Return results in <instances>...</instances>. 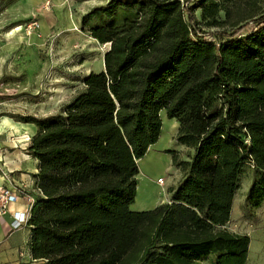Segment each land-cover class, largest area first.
Listing matches in <instances>:
<instances>
[{"label":"trees","instance_id":"1","mask_svg":"<svg viewBox=\"0 0 264 264\" xmlns=\"http://www.w3.org/2000/svg\"><path fill=\"white\" fill-rule=\"evenodd\" d=\"M260 0H110L84 16L109 43L60 112L36 128L28 251L44 264H245L224 228L244 175L264 201V8ZM199 15V16H198ZM206 29H214L206 32ZM178 123L182 177L169 204L132 212L137 162Z\"/></svg>","mask_w":264,"mask_h":264},{"label":"rangeland","instance_id":"2","mask_svg":"<svg viewBox=\"0 0 264 264\" xmlns=\"http://www.w3.org/2000/svg\"><path fill=\"white\" fill-rule=\"evenodd\" d=\"M109 1L0 0V121L8 119L19 128V132H14V128V133L8 129L3 132L7 130L8 135L13 133L15 136L21 134L29 137L28 134L35 133L36 128L20 121L57 115L83 88V81L90 73L103 71V57L110 45L94 39L89 32V23H84L83 18L91 10L107 6ZM259 6L264 8V0H260ZM34 23L36 28L32 25ZM163 119L165 133L171 119L165 115ZM30 139L25 143L29 145ZM163 144L164 141H161L153 149V153L163 150L159 156L154 154V157L150 153L139 165L137 162L135 198L130 210L143 197L141 181L145 168L153 175L151 179L154 184H158L157 179L164 183L159 195L157 189H151L148 194V197L155 196L158 203L168 197L167 189L174 179L179 180L180 174L172 163V155L180 153L178 157L183 160L186 152H180V146L175 142L169 148H162ZM29 162L30 166L35 165L33 159ZM251 183L252 173L249 171L244 175L236 195L231 216L233 223L243 222L238 202L245 201ZM144 202L140 206L144 207ZM259 208L256 215H253L255 209L245 212V216H254L247 225L250 226L248 236L251 241L247 264H264V201ZM211 259L213 256L200 264H210Z\"/></svg>","mask_w":264,"mask_h":264},{"label":"crops","instance_id":"3","mask_svg":"<svg viewBox=\"0 0 264 264\" xmlns=\"http://www.w3.org/2000/svg\"><path fill=\"white\" fill-rule=\"evenodd\" d=\"M164 115L166 116L165 112L162 111L160 113L162 127L158 141L148 148L144 157L138 160V165L141 161H143V159L146 156L150 155V153H152L151 156L154 154L159 156L161 154L163 150L162 151L157 150V153H153L155 151L153 149L156 148L161 141H164L162 148H169V146L173 142L176 143L178 123L175 119H171L170 122H168V125L165 128L166 131L164 133L163 131ZM13 128H14L13 130L14 132L15 130L19 132L18 126L17 125L14 126V123L9 121L8 119L0 121V188L1 187L10 188V189L21 188L25 194L35 198V196H37V192L35 190L34 176L37 173V161L28 153L27 151L28 143H25V142H29V138L34 135V131L28 134L29 137L22 136L21 134L15 136L13 134L14 132L12 131ZM4 129L11 130L13 133L8 135L6 132L7 130L3 132ZM23 138H27L28 140L24 141ZM181 151H185L186 154L188 152L187 148L184 146H180V152ZM30 159H33L35 161V165L31 164L30 166V162H29ZM145 169L146 171H144L143 173L144 179L141 181L142 182L141 185H143V187L140 185L144 192L143 197L141 198V200L139 199L137 204L132 206L133 211L130 210L132 212H145L146 210L150 211L162 205V203L169 204L172 198V192H173L172 190L176 188L177 184L179 183L182 177L180 170L177 169L180 174L179 180L177 179L178 181H176V179H174V183L171 185L170 188L167 189L168 197L166 199L161 200V202L158 203L155 196L148 197V194L151 189H157L159 191L157 194L159 195L163 190L162 188L164 183L162 187H160L159 184H154L153 180L151 179L153 175L150 173V171L147 168ZM137 188H139L138 184H137ZM237 192L235 193L232 202L230 219L228 223L224 226V228L232 233L248 236V228L250 226L248 227L247 225L250 224L251 219H253L254 217L253 215H256L257 211H259L260 208L255 209L256 212L253 215L251 214L252 216H245L246 215L245 212L247 210L244 208L243 205L245 204V201H243L242 203L238 202V208L240 210V216L243 219V222L241 224L233 223L231 216L236 204ZM143 201H145L144 207L140 206V204H142ZM24 203L25 200L23 196H21L17 202L10 205V213H7L3 216L0 215V264H36V262L31 259L28 251L30 231L27 228V226L24 225L23 227L16 230L10 229V223L12 221L11 213L21 211L23 209ZM250 249H251V241L249 243L245 264H247L248 254L250 253Z\"/></svg>","mask_w":264,"mask_h":264},{"label":"built area","instance_id":"4","mask_svg":"<svg viewBox=\"0 0 264 264\" xmlns=\"http://www.w3.org/2000/svg\"><path fill=\"white\" fill-rule=\"evenodd\" d=\"M35 28L37 25L32 24ZM31 26H28V28ZM159 185H163L161 179L157 180ZM23 196L25 203L21 211L11 213L12 221L10 223V229L16 230L27 224L31 208L34 204V197L27 195L21 188H0V215L3 216L7 213H10V205L17 202L19 198Z\"/></svg>","mask_w":264,"mask_h":264}]
</instances>
